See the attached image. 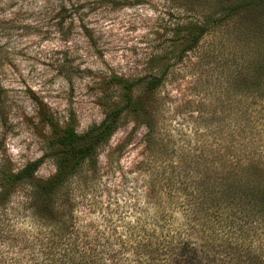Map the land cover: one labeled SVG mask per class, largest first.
Listing matches in <instances>:
<instances>
[{
	"label": "rangeland",
	"instance_id": "rangeland-1",
	"mask_svg": "<svg viewBox=\"0 0 264 264\" xmlns=\"http://www.w3.org/2000/svg\"><path fill=\"white\" fill-rule=\"evenodd\" d=\"M203 10L194 1L170 0L164 9L167 19L160 18L145 43L143 75L132 78L162 71L154 66L153 57L162 54L168 58L164 80L157 89V128L152 141L145 136L146 126L125 119L117 129L125 134L115 148L104 151L101 147L98 172L82 178L76 187L71 215L58 214L54 220L35 216L24 207L20 191L16 203H10V217L3 220L11 233L0 237V264H63L73 242L103 264H141L140 257L150 256V241L158 242L161 233L183 229V204L189 199L184 188L190 192L188 183L198 180L201 172L213 173L221 159L230 162L235 142L253 135L243 128L244 115L237 119L238 109L246 101L233 88L236 63L231 34L225 32L221 37V33L208 32L184 53L174 46L176 28L201 19ZM259 122L264 128V119ZM125 205L133 214L127 223L121 214L122 209L127 211ZM136 212L141 215H134ZM13 221L17 227H10ZM61 223L69 227L65 240L56 226ZM199 234L197 230L196 236ZM253 234L243 236L244 244L255 253L264 252V239ZM138 239L142 244H136ZM236 242L234 239L231 246ZM235 250L227 257L239 261Z\"/></svg>",
	"mask_w": 264,
	"mask_h": 264
},
{
	"label": "clouds",
	"instance_id": "clouds-1",
	"mask_svg": "<svg viewBox=\"0 0 264 264\" xmlns=\"http://www.w3.org/2000/svg\"><path fill=\"white\" fill-rule=\"evenodd\" d=\"M169 6L170 0H0V161L23 173L20 186L36 190L63 174L51 141L72 125L73 114L75 136L115 148L125 131L109 139L115 122L106 117L129 97L146 95L144 82L132 77L143 75L145 43ZM19 191L0 187L13 204ZM125 207L127 223L133 214ZM217 264L234 261L220 253Z\"/></svg>",
	"mask_w": 264,
	"mask_h": 264
},
{
	"label": "trees",
	"instance_id": "trees-1",
	"mask_svg": "<svg viewBox=\"0 0 264 264\" xmlns=\"http://www.w3.org/2000/svg\"><path fill=\"white\" fill-rule=\"evenodd\" d=\"M203 7L201 19L191 20L176 28L174 46L177 50H191L208 33L231 34L232 53L236 66L233 74V88L237 97L244 98V110L238 109L237 119L244 115V130L250 131L249 138L236 141L233 159L220 160L213 173L201 172L198 180L189 182L191 191L183 204L186 220L181 231L161 233L158 242L150 241L149 257H140L141 264H157L166 258L164 264H217L220 253L226 257L236 247L239 261L234 264H257L255 253L246 246L243 236L259 234L264 239V135L261 134V119H264V0H186ZM168 58L165 55L153 57L154 66L162 71L134 79L144 82L146 95L129 97L119 109H114L115 133L122 122L129 118L136 126L147 128L145 136L149 143L157 128V89L164 80V69ZM147 78V79H146ZM149 86L150 90H149ZM139 92V89H137ZM72 125L66 126L51 141L56 158L61 161L64 172L53 176L50 182L42 183L36 190L20 186L23 173H12L10 160L0 161V187L6 192L13 187L22 191L24 207L32 214L54 220L55 215L73 213L76 200L75 189L87 175L98 172L100 150L107 141L94 143V137H77L73 134L75 114L70 116ZM243 120V121H244ZM103 123V121H102ZM241 130L240 125H236ZM237 137V136H236ZM151 146V145H150ZM27 174H30L27 173ZM19 191V192H20ZM11 200L6 193H0V237L11 233L4 225V218L11 215ZM67 224H57L65 240L69 230ZM199 230L201 235L196 236ZM253 234V235H254ZM238 242L232 247V241ZM142 244V240H136ZM145 246V245H144ZM79 243L73 242L63 264H99L91 252L85 251ZM88 250H91L88 247ZM245 254H248L244 256ZM146 258V259H142ZM103 264V263H101Z\"/></svg>",
	"mask_w": 264,
	"mask_h": 264
}]
</instances>
